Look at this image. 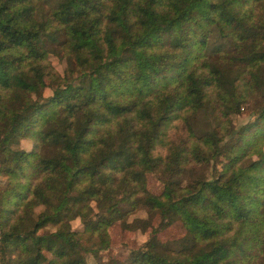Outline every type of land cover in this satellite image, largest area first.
I'll return each instance as SVG.
<instances>
[{"label": "trees", "instance_id": "1", "mask_svg": "<svg viewBox=\"0 0 264 264\" xmlns=\"http://www.w3.org/2000/svg\"><path fill=\"white\" fill-rule=\"evenodd\" d=\"M178 222L123 264H264V0H0V264Z\"/></svg>", "mask_w": 264, "mask_h": 264}, {"label": "rangeland", "instance_id": "2", "mask_svg": "<svg viewBox=\"0 0 264 264\" xmlns=\"http://www.w3.org/2000/svg\"><path fill=\"white\" fill-rule=\"evenodd\" d=\"M49 59L54 67L59 73H63V69L65 64L60 60L55 54H49ZM44 95H51L50 89H45ZM232 122L235 126L239 124L253 120L254 115L248 113L246 110H242L241 113L234 114L231 116ZM204 119V118H203ZM202 118L198 119L197 123H193L196 130H201L203 128H209L210 120L204 119V124L201 123ZM177 135L184 136L183 128L179 125L178 129L175 131ZM20 146L24 149H30L32 146V141L29 139H21ZM229 159V154L224 152L219 160L218 166L222 168L226 165L227 160ZM147 183L150 190L153 192H159L161 190V183L154 177L153 174L148 175ZM145 213L143 211L135 212L134 214L129 215V220H131L135 216H144ZM158 217L154 220V225L157 226ZM71 225L73 229H82V223L79 218H75L71 221ZM183 232L182 225L178 223H174L171 226L165 228L161 233H151L150 230L147 232L140 231H129L123 233L120 230L118 225H115L111 228L110 233L112 236V241L109 249L103 253V256L108 261H115L116 264H123L126 261V257L129 249L137 248L141 246L143 243L147 241H151L154 237H159L162 240L172 239L179 237ZM88 264H93L91 258H88Z\"/></svg>", "mask_w": 264, "mask_h": 264}]
</instances>
